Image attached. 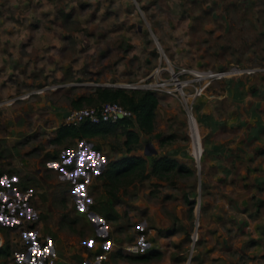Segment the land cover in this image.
<instances>
[{
	"label": "rangeland",
	"instance_id": "obj_1",
	"mask_svg": "<svg viewBox=\"0 0 264 264\" xmlns=\"http://www.w3.org/2000/svg\"><path fill=\"white\" fill-rule=\"evenodd\" d=\"M102 86L149 132L56 140ZM0 264H264V0H0Z\"/></svg>",
	"mask_w": 264,
	"mask_h": 264
},
{
	"label": "trees",
	"instance_id": "obj_2",
	"mask_svg": "<svg viewBox=\"0 0 264 264\" xmlns=\"http://www.w3.org/2000/svg\"><path fill=\"white\" fill-rule=\"evenodd\" d=\"M90 95H78L76 99L72 100L73 106L78 107L79 101L88 98ZM92 96V95H91ZM93 96L97 100L117 101L124 108L130 110V116L117 117L114 121H98L88 122L82 121L77 124L61 123L57 126L55 132V139L60 140L65 136L84 137L92 135L107 136L115 133L124 135L123 145L129 148V145L136 140V133L131 128L136 125L143 132H149L152 128V117L157 98L150 89L131 88L125 89L123 87H96ZM144 158L139 155H123L119 158L109 160L104 168V177L110 178L119 173H127L135 168L142 167ZM151 172L166 171L170 169H178L183 167L176 161L175 158L168 155H160L153 158L150 162ZM144 174V176H147Z\"/></svg>",
	"mask_w": 264,
	"mask_h": 264
},
{
	"label": "built area",
	"instance_id": "obj_3",
	"mask_svg": "<svg viewBox=\"0 0 264 264\" xmlns=\"http://www.w3.org/2000/svg\"><path fill=\"white\" fill-rule=\"evenodd\" d=\"M185 85L183 82L178 81V86L182 88ZM197 90V87H195ZM194 94H196L194 92ZM118 114L122 116H130V110L124 108L117 101H104L97 105L91 106H78L75 108H71L66 110L62 115V123L64 124H77L82 121L88 122H98V121H114ZM190 119L193 118L192 114H189ZM189 119V120H190ZM129 251H135L136 245L130 244L126 247ZM104 257V254L100 255Z\"/></svg>",
	"mask_w": 264,
	"mask_h": 264
},
{
	"label": "bare ground",
	"instance_id": "obj_4",
	"mask_svg": "<svg viewBox=\"0 0 264 264\" xmlns=\"http://www.w3.org/2000/svg\"><path fill=\"white\" fill-rule=\"evenodd\" d=\"M179 90H180V89H179ZM185 101H186V100H185ZM191 122L195 123V122H194V118L190 119V123H191ZM191 127H192V126H191Z\"/></svg>",
	"mask_w": 264,
	"mask_h": 264
},
{
	"label": "water",
	"instance_id": "obj_5",
	"mask_svg": "<svg viewBox=\"0 0 264 264\" xmlns=\"http://www.w3.org/2000/svg\"><path fill=\"white\" fill-rule=\"evenodd\" d=\"M118 117H121V114H118Z\"/></svg>",
	"mask_w": 264,
	"mask_h": 264
}]
</instances>
